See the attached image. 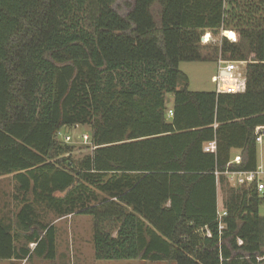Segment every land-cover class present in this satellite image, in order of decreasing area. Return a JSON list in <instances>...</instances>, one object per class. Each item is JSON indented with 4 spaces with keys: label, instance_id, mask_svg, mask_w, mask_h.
<instances>
[{
    "label": "trees",
    "instance_id": "trees-1",
    "mask_svg": "<svg viewBox=\"0 0 264 264\" xmlns=\"http://www.w3.org/2000/svg\"><path fill=\"white\" fill-rule=\"evenodd\" d=\"M219 61L244 63L243 89L190 91L179 64ZM75 126L76 160L57 138ZM259 126L264 0H0V177L19 197L0 260L53 261L51 212L91 217L96 261L264 264L256 183L225 175L258 169Z\"/></svg>",
    "mask_w": 264,
    "mask_h": 264
},
{
    "label": "rangeland",
    "instance_id": "rangeland-1",
    "mask_svg": "<svg viewBox=\"0 0 264 264\" xmlns=\"http://www.w3.org/2000/svg\"><path fill=\"white\" fill-rule=\"evenodd\" d=\"M118 10L120 12V3ZM225 33V31H223ZM223 32L221 35H223ZM228 32V31H227ZM230 32V31H229ZM234 33V32H233ZM235 35V34H234ZM236 37V36H235ZM226 38V37H225ZM211 39L209 35V40ZM227 39V38H226ZM202 43V42H201ZM229 63V62H226ZM239 78L244 81V63L235 64ZM179 70L183 72L189 81V90L210 91L216 89L211 78L217 75V64L215 62H182L179 64ZM88 135L87 126L65 127L57 135L58 141L71 148L72 158L74 160L90 153L89 145L85 143L83 136ZM64 137H69L65 141ZM257 156L259 168L264 172V136L262 142L257 144ZM264 182V176L262 177ZM15 185L9 183L8 178L0 180V206H2V193L5 197L12 196V204L9 200L4 202V206H12L14 213L6 220L12 221L13 215L18 211V198H15L17 192ZM259 213L264 216V209L260 207ZM43 218L56 230V257L53 261H44L38 258H32L27 262H17L1 260L0 264H174L173 262H143L134 261H96L93 255L92 247V220L89 216L69 215L59 217L51 212L44 213ZM32 247V246H31Z\"/></svg>",
    "mask_w": 264,
    "mask_h": 264
},
{
    "label": "built area",
    "instance_id": "built-area-1",
    "mask_svg": "<svg viewBox=\"0 0 264 264\" xmlns=\"http://www.w3.org/2000/svg\"><path fill=\"white\" fill-rule=\"evenodd\" d=\"M230 35H226V32H223V35L227 38L230 42H235V35L233 32H227ZM207 39V36H203L201 38V42L205 43ZM236 62H229L226 63L224 61H219L217 63V75H216V90L217 93H223V94H234L238 93L243 89L244 83L241 78H239V75L237 74V68L235 66ZM228 73L227 76H222L221 72ZM169 116H171V113L169 112ZM255 142L257 144L262 142V137L264 136V126H259L255 128ZM65 141H69V137H64ZM83 139L86 144L89 145V138L88 136H83ZM204 151L209 153L215 152V143L211 142L204 146ZM240 162V157L235 156L233 160L230 162L238 164ZM225 175L228 177L230 183L233 186H241L244 184H251L253 182L256 183V190L259 194V196L263 200L262 207L264 209V182L262 177L264 176V172L258 167V169L254 172H225ZM225 216V213H218V217L221 218ZM240 244V241L238 242Z\"/></svg>",
    "mask_w": 264,
    "mask_h": 264
},
{
    "label": "crops",
    "instance_id": "crops-1",
    "mask_svg": "<svg viewBox=\"0 0 264 264\" xmlns=\"http://www.w3.org/2000/svg\"><path fill=\"white\" fill-rule=\"evenodd\" d=\"M205 36H207V41H205V43H203V44H206L207 42H209L210 40H209V34L208 35H205ZM217 64V63H216ZM211 81L213 82V84L216 86V75L215 76H213L212 78H211ZM215 90L216 89H213V90H210V91H199V92H215ZM190 91H193V90H190ZM232 156H233V158L235 157V156H237V152L236 151H233L232 152ZM233 160V159H232ZM231 160V161H232ZM231 164V163H230ZM6 178H8V180H9V183L11 182V184H14V181L12 180V176H1L0 177V180H2V179H6ZM15 185V184H14ZM15 188V187H14ZM2 195V197H4L3 199V201H2V206H0V219H7L8 217H11V215L14 213V210H13V208H12V206H4V202H6L7 203V201L9 200V202H11V204H12V196H10V197H5V193H2L1 194ZM1 201V200H0ZM1 261V260H0ZM9 261H19V260H9ZM20 262V261H19ZM21 262H27L26 260H22Z\"/></svg>",
    "mask_w": 264,
    "mask_h": 264
},
{
    "label": "water",
    "instance_id": "water-1",
    "mask_svg": "<svg viewBox=\"0 0 264 264\" xmlns=\"http://www.w3.org/2000/svg\"><path fill=\"white\" fill-rule=\"evenodd\" d=\"M225 32H227V31H225ZM221 75H222V76H227L228 73L222 71V72H221Z\"/></svg>",
    "mask_w": 264,
    "mask_h": 264
}]
</instances>
